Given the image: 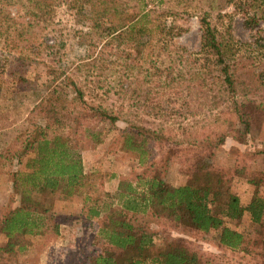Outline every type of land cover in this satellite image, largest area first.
<instances>
[{"label":"trees","instance_id":"obj_1","mask_svg":"<svg viewBox=\"0 0 264 264\" xmlns=\"http://www.w3.org/2000/svg\"><path fill=\"white\" fill-rule=\"evenodd\" d=\"M7 1L26 3V14L18 19L0 6V49L11 53V84L15 88H32L38 85L40 72L47 68L45 81L39 84L47 92L37 98L33 108L44 126L35 127V134L26 144L31 157L23 170L11 175V190L19 204L0 219V264H21L19 258L29 250L28 238H56L62 225L92 222L97 224L93 237L100 247L81 264H218L192 249L183 238H171L163 247L157 246L158 238L167 230L181 228L210 235L220 249L248 253L247 241L230 225L246 217L264 233V147L245 153V162L237 158L225 166L216 158L226 138L243 144L251 133L261 135L264 97L260 101L245 97L264 89V76L256 72L264 70V47L258 42L234 41L229 24L218 31L206 17L199 20L197 52L172 47L171 42L182 30L174 22H167L172 14L159 11L153 4L155 0ZM232 6L233 13L243 18L244 29L261 32L264 0H237ZM55 13L67 14L76 26L85 27L87 32L80 31L81 36L102 38V50L122 47L128 54H136L134 59L149 57L154 49L160 54L184 52L185 61L193 68L184 88L190 94L189 82L198 84L205 104L211 108L212 123L200 127L198 136L187 130L191 127L180 128L182 135L195 134L184 144L162 129L116 128V115L86 102L85 92L75 80L66 78L60 82L63 74L59 68L52 66V60L46 63L41 57L43 51L50 55L54 46L37 44L34 30ZM154 69L160 70L156 66ZM159 70L155 71L159 83L162 80V89L178 93V88L170 86L182 81L183 75L172 77L168 67ZM241 72L250 74L253 83H245ZM65 81L73 98L58 90ZM79 120L104 124L106 132L114 133L108 152L125 153L139 169L129 180L115 183V175L110 174L105 182L108 202L100 205L96 203L99 198H91L93 191L83 190L89 175L96 172L84 173L81 152L86 147H78L72 137L73 129L81 127ZM63 129L67 130L66 136L57 132ZM261 141L264 142V132ZM152 145L156 157L151 154ZM174 166H181L179 179L170 174ZM238 181L252 190L246 202L234 190ZM72 201L79 204L76 215L67 210ZM148 221L158 224L157 231L150 229Z\"/></svg>","mask_w":264,"mask_h":264},{"label":"rangeland","instance_id":"obj_2","mask_svg":"<svg viewBox=\"0 0 264 264\" xmlns=\"http://www.w3.org/2000/svg\"><path fill=\"white\" fill-rule=\"evenodd\" d=\"M237 0H155L154 6L159 11L170 12L171 17L167 22L182 30L180 36L173 39L172 47L183 48L186 53H195L199 49V20L203 17L218 31L225 24L230 25L231 34L236 42H258L264 47V24L261 23V32L255 33L244 29L243 18L233 13L232 4ZM0 6L16 19L26 14V3L17 1L0 0ZM26 19V18H24ZM87 32L83 26H76L67 14L55 13L47 23H41L34 30L33 39L40 46L46 44L54 46L51 54L44 51L41 57L46 63L52 60V66L58 67L63 74V79L75 80L85 92L86 102L93 106L112 112L118 121L116 128L127 126L143 127L144 129L164 130L183 144L186 140L195 137V134L186 135L180 133V128L196 132L203 125L212 123L209 119L210 107L205 104L204 96L198 90V84L191 86L190 94L184 88L185 79H189L193 68L185 61L184 52L179 54L159 53L155 49L150 51L149 57L141 58L134 53L128 54L122 47L114 46L112 50H102L104 40L95 36H81L79 32ZM254 48V47H253ZM171 50V48H170ZM166 52V51H164ZM11 53L0 49V219L9 210L19 204V199L11 190V175L23 170V164L31 157L28 155L26 144L31 140L36 128L43 127L44 122L33 111L37 98L44 95L47 89L39 87L45 81L44 70L38 85L32 88L22 89L14 87L8 77V62ZM46 55V57L44 56ZM182 55V57H181ZM52 57V59H51ZM134 59V60H133ZM40 61V59H38ZM160 68L159 69H154ZM168 67L172 77L183 75L182 81L170 86L178 88V93L162 89V80L156 77L157 71H163ZM41 68V66H39ZM256 72L264 70L258 69ZM241 79L245 76V83H253L249 74L241 72ZM65 83H60L58 90H63L69 98H73L71 88ZM187 84V83H186ZM244 94V92H242ZM264 97V89H260L255 95L247 94L245 98L260 101ZM264 103V100H263ZM189 107L191 108L189 110ZM179 110V111H175ZM192 112L191 114L189 112ZM217 112V109H216ZM68 125L71 121L67 119ZM81 127L73 129L72 137L76 139L78 147H86L81 152L82 165L85 174L92 171L83 190H91V198H99L97 205L108 202L106 197L105 182L110 174H114L113 182L129 180L139 171L132 158L121 151L108 152V143L114 133L104 124L79 120ZM258 135L251 133L240 144L232 137L225 139L221 152L217 153L216 161L225 166L238 161L245 162V153H254L262 150L264 142H260L264 132V123L261 125ZM66 136L67 130L57 131ZM93 136V139L90 137ZM196 136V137H197ZM263 140V139H262ZM151 154L156 157L157 152L151 146ZM108 152V154H107ZM243 155V156H242ZM181 166L170 169L171 176L180 178ZM102 176V177H101ZM90 185L92 186L90 188ZM236 194L242 202H246L252 193L247 185L238 181L234 187ZM77 202L72 201L67 207L70 213L78 214ZM58 204L57 208H60ZM150 229L157 231L158 224L147 222ZM240 232L247 241L248 253L229 252L216 246L210 235H202L184 230H167L168 232L158 238L157 246L163 247L171 238H183L187 245L197 250L203 257L213 259L218 264H264V233L244 217L239 224L230 225ZM60 232L56 238L51 235L28 238L30 243L26 255L19 258L21 264H81L83 259L91 252H97L100 244L93 237L97 224L76 223ZM93 250V251H92ZM263 255V256H262Z\"/></svg>","mask_w":264,"mask_h":264},{"label":"crops","instance_id":"obj_3","mask_svg":"<svg viewBox=\"0 0 264 264\" xmlns=\"http://www.w3.org/2000/svg\"><path fill=\"white\" fill-rule=\"evenodd\" d=\"M66 227H67V229L68 230H66L67 232L70 230V228L68 227V226H65V225H62L61 227H60V229H66ZM62 230H60V232H61Z\"/></svg>","mask_w":264,"mask_h":264}]
</instances>
